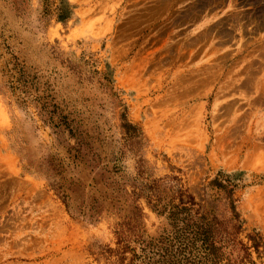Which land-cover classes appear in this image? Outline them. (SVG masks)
I'll list each match as a JSON object with an SVG mask.
<instances>
[{"label": "rangeland", "instance_id": "374dc122", "mask_svg": "<svg viewBox=\"0 0 264 264\" xmlns=\"http://www.w3.org/2000/svg\"><path fill=\"white\" fill-rule=\"evenodd\" d=\"M249 233L264 0H0V264H264Z\"/></svg>", "mask_w": 264, "mask_h": 264}, {"label": "trees", "instance_id": "16d2710c", "mask_svg": "<svg viewBox=\"0 0 264 264\" xmlns=\"http://www.w3.org/2000/svg\"><path fill=\"white\" fill-rule=\"evenodd\" d=\"M228 197L230 199H234V201H236V198H234V190L233 189H229L228 190ZM234 201L232 200V204H231V208H232V212L234 214V217L232 219H230V223H232L231 229L228 231V233L230 234L231 237H235L238 233H241L243 231V225L242 222L240 220V215L239 212L237 210V207L234 203ZM248 238L249 240H251L252 244L250 246L246 245L245 246V250L247 252V255H251L250 250H254V252L258 253L259 255L261 253H263L264 251V244L263 241L261 240V236L257 233H249L248 234ZM209 239V238H207ZM211 245L216 249L217 247L214 245V240L211 243Z\"/></svg>", "mask_w": 264, "mask_h": 264}]
</instances>
